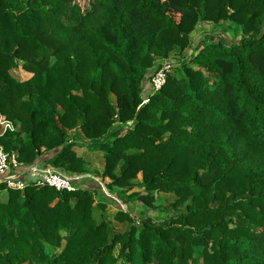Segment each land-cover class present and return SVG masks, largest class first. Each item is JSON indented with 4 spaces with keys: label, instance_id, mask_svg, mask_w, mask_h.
<instances>
[{
    "label": "trees",
    "instance_id": "1",
    "mask_svg": "<svg viewBox=\"0 0 264 264\" xmlns=\"http://www.w3.org/2000/svg\"><path fill=\"white\" fill-rule=\"evenodd\" d=\"M226 21L235 43L192 50ZM0 119L24 166L82 174L84 146L111 197L164 213L134 219L90 178L0 183V264H264V0H0Z\"/></svg>",
    "mask_w": 264,
    "mask_h": 264
},
{
    "label": "rangeland",
    "instance_id": "2",
    "mask_svg": "<svg viewBox=\"0 0 264 264\" xmlns=\"http://www.w3.org/2000/svg\"><path fill=\"white\" fill-rule=\"evenodd\" d=\"M242 34L241 28L237 27L233 22L226 21L223 24L219 26H214L210 23H199L194 32L192 33V43H193V49L198 45L200 41L204 39V37H213V39L219 40L223 39L228 42V44H233L236 42L238 37H240ZM192 52V51H189ZM182 57V56H179ZM177 50H174L170 53L169 58L165 61L169 64L175 63L176 60H179ZM21 63L19 65L11 70V73L14 77H16L19 81H25L28 80L32 74L25 71L21 67ZM170 70V69H169ZM110 99L112 103H115V97L110 96ZM76 153L81 156L85 163V173H82L83 175H87V178L92 179L95 181L100 187L101 192L105 193L107 197L115 201L122 210L127 211L132 218L139 219L143 215H149L151 217H161L164 215V213L158 212L154 209H147L142 206L140 202H129L127 205H124L121 201L115 200L114 197L108 193L107 189L104 187V184L102 182V170L104 166V160L101 152H89L84 146H76L75 147ZM85 179L84 181H86ZM137 180H141V176L138 175ZM0 199L5 200L6 199V192L0 193ZM175 197L173 195H158L157 202L155 203V206L165 204L168 201H173ZM106 206V215L108 218L113 219L114 213H115V207L113 204L108 203V201H103Z\"/></svg>",
    "mask_w": 264,
    "mask_h": 264
},
{
    "label": "built area",
    "instance_id": "3",
    "mask_svg": "<svg viewBox=\"0 0 264 264\" xmlns=\"http://www.w3.org/2000/svg\"><path fill=\"white\" fill-rule=\"evenodd\" d=\"M170 67L171 64L164 62L159 69L151 74V92H157L162 88ZM147 101L148 99H145L144 103ZM15 130L16 126L11 121L0 119V136ZM87 177L83 174H69L50 166L37 164L24 166L18 161L15 153L6 152L0 146V183H3L6 189L22 191L29 183L38 182L45 183L58 192H73L77 189L73 181L83 180Z\"/></svg>",
    "mask_w": 264,
    "mask_h": 264
}]
</instances>
